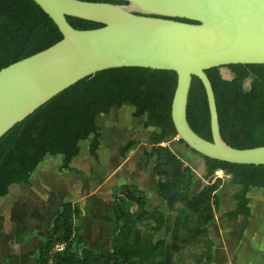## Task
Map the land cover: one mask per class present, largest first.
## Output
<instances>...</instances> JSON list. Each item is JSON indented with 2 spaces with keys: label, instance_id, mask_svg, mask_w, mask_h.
Masks as SVG:
<instances>
[{
  "label": "trees",
  "instance_id": "16d2710c",
  "mask_svg": "<svg viewBox=\"0 0 264 264\" xmlns=\"http://www.w3.org/2000/svg\"><path fill=\"white\" fill-rule=\"evenodd\" d=\"M128 4L127 0H87ZM72 26L90 29L101 23L67 16ZM181 21L195 22L185 18ZM54 20L34 0H0V69L62 39ZM234 77L224 78L220 67L206 73L212 83L220 131L236 148L264 145V63L230 64ZM251 77L248 90L245 80ZM178 82L176 71L122 66L98 71L64 89L15 124L0 138V197L14 183L27 181L46 155H63L61 170H73L80 142L89 140V154L98 159L103 127L97 116L123 105L134 107L133 116L146 115L145 127H155L146 151L153 185L161 204L151 206L147 191L133 182L118 186L112 205L111 247L76 246L81 232L77 223L84 209L64 200L55 211L35 264H213L220 238L212 223L220 207V178L196 188V174L169 145L177 131L171 115ZM187 117L191 127L212 140L210 111L203 82L193 76ZM159 129V130H157ZM181 142H184L180 139ZM137 140L120 147L122 157ZM187 145V144H186ZM188 146V145H187ZM189 147V146H188ZM195 151V150H194ZM203 156V155H202ZM207 176L217 170L230 174L243 187L234 194L235 208L224 212L229 221L252 216L250 187L264 188V165L239 164L203 156ZM64 243L63 250H56Z\"/></svg>",
  "mask_w": 264,
  "mask_h": 264
},
{
  "label": "water",
  "instance_id": "95a60500",
  "mask_svg": "<svg viewBox=\"0 0 264 264\" xmlns=\"http://www.w3.org/2000/svg\"><path fill=\"white\" fill-rule=\"evenodd\" d=\"M34 1L63 37L0 69V138L80 79L108 68L141 66L176 71L171 115L178 137L192 150L232 163L264 165V145L236 148L223 139L206 73L215 66L264 63V0ZM67 16L102 26L78 29ZM194 75L206 90L212 140L199 135L188 121Z\"/></svg>",
  "mask_w": 264,
  "mask_h": 264
},
{
  "label": "rangeland",
  "instance_id": "374dc122",
  "mask_svg": "<svg viewBox=\"0 0 264 264\" xmlns=\"http://www.w3.org/2000/svg\"><path fill=\"white\" fill-rule=\"evenodd\" d=\"M224 71L227 77L233 75L228 66ZM250 85L248 77L244 88L248 90ZM133 111L126 104L97 116L103 127L98 159L89 154V140H83L80 154L71 162L73 170L60 169L62 154L46 155L27 181L12 184L9 193L0 197V264H35L52 217L64 200L79 202L84 209L82 219L77 222L81 232L76 246L108 249L113 231L112 205L120 183L137 182L147 191L151 206L161 204L153 185L152 162L146 156L156 128L145 127L146 115L134 117ZM129 139L137 140V145L122 157L120 147ZM161 144L171 146L192 167L196 190L221 179L220 207L211 225L220 238L217 264H245L264 257V248L256 242L264 240V188L250 187L247 192L252 210L247 225L242 215L229 221L222 216L235 208L234 194L240 188L231 175L217 170L213 176H207L205 158L177 136L167 137Z\"/></svg>",
  "mask_w": 264,
  "mask_h": 264
},
{
  "label": "crops",
  "instance_id": "0c3cea01",
  "mask_svg": "<svg viewBox=\"0 0 264 264\" xmlns=\"http://www.w3.org/2000/svg\"><path fill=\"white\" fill-rule=\"evenodd\" d=\"M225 67H227V66H224V67H221L220 68V70H221V72H222V74H224V68ZM233 73V72H232ZM234 75V74H233ZM233 75H231L230 77H227V78H232L233 77ZM133 107V106H132ZM134 108V107H133ZM185 156V155H184ZM73 166V165H72ZM122 183H124V182H122ZM136 184H137V182H135ZM121 184V183H120ZM235 204H236V200H235ZM244 217V216H243ZM256 242H257V244L258 245H262L261 247H263L264 248V240H260V241H257L256 240ZM217 248V247H216ZM260 248V247H259ZM259 250V249H258ZM263 255H264V249H263ZM229 260H231V258L229 257ZM218 262H217V256L215 255V259H214V262H213V264H217ZM229 263H231L230 261H229ZM245 264H264V257H262V258H256V259H254L253 261H250L249 263H245Z\"/></svg>",
  "mask_w": 264,
  "mask_h": 264
},
{
  "label": "built area",
  "instance_id": "2783aa9c",
  "mask_svg": "<svg viewBox=\"0 0 264 264\" xmlns=\"http://www.w3.org/2000/svg\"><path fill=\"white\" fill-rule=\"evenodd\" d=\"M176 136H177V138L180 141V138L178 137V135H176ZM64 247H65V244L64 243H61V244L57 245L56 250L61 251V250L64 249Z\"/></svg>",
  "mask_w": 264,
  "mask_h": 264
},
{
  "label": "flooded vegetation",
  "instance_id": "af4514ba",
  "mask_svg": "<svg viewBox=\"0 0 264 264\" xmlns=\"http://www.w3.org/2000/svg\"><path fill=\"white\" fill-rule=\"evenodd\" d=\"M237 185H239V190L243 187V185L242 184H237ZM252 187H255V186H252Z\"/></svg>",
  "mask_w": 264,
  "mask_h": 264
}]
</instances>
